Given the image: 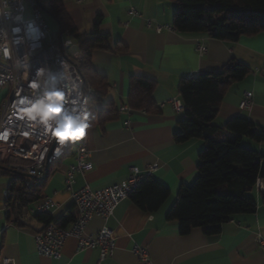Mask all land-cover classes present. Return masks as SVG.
I'll list each match as a JSON object with an SVG mask.
<instances>
[{
    "label": "crops",
    "instance_id": "0c3cea01",
    "mask_svg": "<svg viewBox=\"0 0 264 264\" xmlns=\"http://www.w3.org/2000/svg\"><path fill=\"white\" fill-rule=\"evenodd\" d=\"M38 1L47 5V0ZM62 2L79 32L91 31L99 15V29L109 35L110 45L108 50L91 53L92 68L104 79L107 89L91 104L87 148L93 166L74 174L73 189L87 185L97 190L118 184L127 178L129 166L135 165L143 177L150 176L167 186L170 194L155 211L143 210L130 196L122 199L108 223L115 247L103 260L97 247L77 250L74 236L65 240L60 257L53 258L35 249L33 234L43 221L33 218L25 227L7 221L4 205L10 177L0 167V264H141L132 252L134 244L145 247L154 264H264V249L258 243L259 237L264 239V177L258 178L261 188L255 185L252 192L256 211L234 215L217 234L208 235L199 227L182 234L178 221L166 219L179 187L194 181L198 154L204 146L202 139L174 140L183 112L174 111L170 100L179 98L180 79L201 71H219L231 59L242 62L250 72L229 86L214 124L221 126L227 118L241 115L264 127V32L231 43L204 33H179L172 28L178 0ZM157 25L162 26L159 32ZM199 43L207 47L202 55L196 51ZM133 75L156 80L153 98L159 113L129 108L127 96ZM245 91L252 93V103L242 109ZM105 107L113 108L117 116L104 120ZM254 146L264 150L263 145ZM73 161V154L68 153L42 176L44 197L58 204L49 214L54 220L68 210L76 212L64 181ZM103 224L94 216L83 234L95 235Z\"/></svg>",
    "mask_w": 264,
    "mask_h": 264
},
{
    "label": "trees",
    "instance_id": "16d2710c",
    "mask_svg": "<svg viewBox=\"0 0 264 264\" xmlns=\"http://www.w3.org/2000/svg\"><path fill=\"white\" fill-rule=\"evenodd\" d=\"M45 7L57 22V30H67L82 54L77 63L84 86L94 89L88 99L91 111L93 101L104 96L107 89L104 79L92 68L91 53L95 49H110L109 35L100 31L99 15L91 31L79 32L62 0H47ZM172 28L179 33H204L211 38L236 42L242 36L264 32V0H178ZM249 72L245 64L231 59L219 71H201L181 78L178 83L183 118L178 120L174 140L183 143L202 139L204 142L194 181L179 187L176 200L166 214L167 220L178 221L182 234L196 227L208 235L217 234L222 224L234 215L256 211L252 192L257 179L264 177V150L254 145L264 146V127L241 115L227 118L221 126L214 124L229 86ZM155 86L156 80L152 78L131 76L129 108L159 113L161 109L153 98ZM114 111L105 107L104 120L114 119L117 116ZM0 167L10 177L4 205L7 221L25 227L33 218L43 223L54 220L47 213L29 212V206L44 197L43 177L29 176L2 163ZM169 194L167 186L147 176L137 182L129 196L143 210L155 211ZM76 214L68 210L54 221L65 226Z\"/></svg>",
    "mask_w": 264,
    "mask_h": 264
},
{
    "label": "built area",
    "instance_id": "2783aa9c",
    "mask_svg": "<svg viewBox=\"0 0 264 264\" xmlns=\"http://www.w3.org/2000/svg\"><path fill=\"white\" fill-rule=\"evenodd\" d=\"M2 2L7 4L8 9L0 14V28L6 29L9 37H12L11 30L19 23L17 19L19 17H23L24 21H35L45 35L41 39L42 47L30 56L31 73L27 74V79L14 72L13 60L29 51L28 44H13L11 58H4L2 50L9 47V41L6 37L0 36V92L2 98L0 102V163L29 176L42 177L50 165L66 154L72 153L74 161L68 166L64 181L66 189L71 191L76 217L68 227L60 226L54 220L45 222L33 234L35 249L39 254L59 258L65 240L74 236L77 238V250L97 247L100 260H103L115 247L113 229L108 224L113 217L114 210L122 199L129 196L143 175L137 166L131 165L127 178L118 184L97 190H92L87 185L73 189L74 174L89 170L93 166L89 160L87 136L83 140L67 143L63 151L58 156H54L56 144L52 142L50 135L42 127L24 121L15 115L14 106L17 101L16 93L21 86H23L24 94L30 91L27 87L28 80L32 79V73L36 68L43 66L56 69L61 61L68 65L73 76L79 79L89 99L94 89L84 86V79L77 63L82 58V54L67 30L56 31L54 35H51L38 0H0V3ZM27 8L30 9L28 15H26ZM161 28L162 26H155L158 32ZM206 48L205 44L199 43L196 47L198 55L204 54ZM192 76L193 74L189 75V77ZM251 103L252 93L245 91L240 108H249ZM170 104L174 111H183L180 98L171 99ZM5 132L8 133L6 137L3 136ZM256 186L261 188L258 179ZM56 207L58 204L52 198L44 197L37 201L29 212L51 214ZM94 216L100 217L104 224L95 235L85 236L84 228ZM258 243L264 249V239L259 237ZM132 252L141 264H154L145 247L134 244Z\"/></svg>",
    "mask_w": 264,
    "mask_h": 264
},
{
    "label": "clouds",
    "instance_id": "9594fccd",
    "mask_svg": "<svg viewBox=\"0 0 264 264\" xmlns=\"http://www.w3.org/2000/svg\"><path fill=\"white\" fill-rule=\"evenodd\" d=\"M5 2L0 3V14L7 11ZM12 28V37L7 30L0 28V36L6 37L9 47L2 50L4 58H11L13 44H28L29 51L13 60V70L27 79L31 73L30 56L42 47L41 39L45 35L33 20L24 21ZM30 91L24 94L23 86L17 91L14 114L20 119L42 127L56 144L53 152L58 156L69 142L83 140L90 128L89 100L78 78L74 77L68 65L61 61L59 67H38L28 80ZM7 132L3 133L6 137Z\"/></svg>",
    "mask_w": 264,
    "mask_h": 264
},
{
    "label": "rangeland",
    "instance_id": "374dc122",
    "mask_svg": "<svg viewBox=\"0 0 264 264\" xmlns=\"http://www.w3.org/2000/svg\"><path fill=\"white\" fill-rule=\"evenodd\" d=\"M26 15H28V12L26 13ZM43 16H44V19L49 27V30H50V33L51 35H54V33L57 31V22L55 21L54 17H52L50 14L48 13H45L43 11ZM2 101V98H1V92H0V102ZM246 140L244 139L243 142H245ZM243 145H245V143H243ZM247 145V144H246Z\"/></svg>",
    "mask_w": 264,
    "mask_h": 264
},
{
    "label": "water",
    "instance_id": "95a60500",
    "mask_svg": "<svg viewBox=\"0 0 264 264\" xmlns=\"http://www.w3.org/2000/svg\"><path fill=\"white\" fill-rule=\"evenodd\" d=\"M41 7H42V10H43L45 13H48V14H50V13L48 12V10L46 9V7H45V6H42V5H41Z\"/></svg>",
    "mask_w": 264,
    "mask_h": 264
}]
</instances>
